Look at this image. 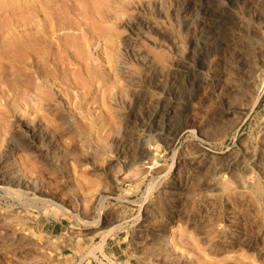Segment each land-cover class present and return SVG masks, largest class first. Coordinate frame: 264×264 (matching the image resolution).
<instances>
[{
  "label": "rangeland",
  "instance_id": "rangeland-1",
  "mask_svg": "<svg viewBox=\"0 0 264 264\" xmlns=\"http://www.w3.org/2000/svg\"><path fill=\"white\" fill-rule=\"evenodd\" d=\"M4 1L0 24L26 15L27 0ZM149 1L32 2L34 20L58 16L100 40L103 53L88 51L102 53L94 68L105 76L89 100L70 79L78 65L65 62L78 67L63 73L71 85L30 108L17 89L21 66L0 53V157L12 145L9 166L29 183L0 179V264H264V0ZM60 31L80 49L75 31ZM126 39L149 66L130 63L141 87L116 106L124 83L112 64ZM34 122L45 140L31 137Z\"/></svg>",
  "mask_w": 264,
  "mask_h": 264
},
{
  "label": "bare ground",
  "instance_id": "bare-ground-1",
  "mask_svg": "<svg viewBox=\"0 0 264 264\" xmlns=\"http://www.w3.org/2000/svg\"><path fill=\"white\" fill-rule=\"evenodd\" d=\"M4 1V0H3ZM2 0H1V2H3ZM14 1V0H13ZM13 1H10L9 0V2H11V4L13 5V3H15V2H13ZM16 1V0H15ZM39 1V0H38ZM38 1H32V2H34V4H35V2H38ZM44 1H46V0H44ZM5 2V1H4ZM18 2V1H17ZM19 2H21V1H19ZM25 2V4H24V14H26V15H24L23 17H22V19H23V22H21V23H17V20H18V22H20V20H22V19H20L19 17H15L14 15V18H17L16 19V22H15V20H12V18H13V16H12V18H11V21H10V17H9V19L8 20H4V22H6V23H8V24H5V23H3V21L1 22V23H3L4 25H2V24H0V53H1V56L3 57V59L4 60H8V62L6 63L7 65H8V63L10 62L11 64L12 63H17V66H18V64L21 66V74H22V79L20 80V84H18V88H17V86H16V88L17 89H19L20 87H19V85L20 86H22L23 85V90L22 89H20L18 92H21V91H23L22 93H23V97H24V99L26 100V102H27V106H29L30 108H31V106H32V108H33V105L36 103L35 101V103L32 105L31 104V100H36V101H43V99H44V93L45 92H48V93H52V94H56V93H59V92H61V91H57V90H59L60 88V85H67L68 83L70 84V81L68 80V78H66V76L64 75L65 74V72H70L69 70H72V68H73V71H74V67H75V65L73 66V64H71V65H65V62H67V63H76L77 65H78V67H79V70H83V71H85V72H88L89 70H93V72H92V75H94V76H92V77H89V75H87L88 77H87V79L86 80H84V81H81L82 79H83V77H82V79H80L79 77H77V74L79 73V70L77 71V68L78 67H76V69H75V71H77V72H73V77L74 76H76V77H70V79H73V80H71L72 81V83H73V86H74V88H76V90L78 91V99L79 100H81V101H83V100H89V98L92 96V94L95 92V90L97 89V82H99L100 81V79L102 80V76H105V75H103L104 73H105V71L104 70H106V68L103 70L104 71V73H103V71H102V75H101V72H99V70L97 71V69L96 68H94V67H97L98 68V65L100 66V65H102L103 63H101L103 60L100 58V57H102V56H100L99 55V53H101V52H98L97 54H95V57H92L91 56V54L89 53V51H88V48L89 49H92V50H98L99 48H101V43H100V40L99 39H96V37H94L92 34H90V32L88 33V32H85V31H82L81 33L76 29L75 30V28H74V26L73 27H68V26H66V27H64L63 25H58V21H60V20H58V19H56L55 20V18H57L58 16H56L55 18H53L51 21H49L50 20V17H49V15H48V17L49 18H47L48 20V22H43L42 20L41 21H37V20H34L33 19V17H34V15H32L34 12H37L38 14H40V11L37 9V7L36 6H34V4H32V2H31V0H27V1H24ZM40 2H42V1H40ZM49 2V1H48ZM8 3V2H7ZM47 3V2H46ZM149 3H151V1H149ZM159 3H160V0H154V2H152L151 3V5H153V9H154V6H158L159 5ZM16 4V3H15ZM18 4V3H17ZM23 4V3H22ZM42 4V3H41ZM86 4V3H85ZM12 5H11V7H12ZM37 5H40L39 3L37 4ZM62 5V4H61ZM87 5V4H86ZM85 5V6H86ZM148 5V4H147ZM150 4H149V6L148 7H150L151 6ZM162 5V4H161ZM8 6V5H7ZM7 6H5L6 8H7ZM18 6V5H17ZM16 6V7H17ZM53 6V5H52ZM60 6V5H59ZM64 6V5H63ZM84 6V5H83ZM4 7V6H3ZM2 7V8H3ZM9 7V6H8ZM58 7V6H57ZM79 7V6H78ZM90 7H93V5L92 6H90ZM90 7H87L88 9L90 8ZM104 7V6H103ZM19 7H17V9H18ZM21 8V9H22ZM64 8V7H63ZM74 8H76V6L74 7ZM80 8V7H79ZM79 8H77V9H79ZM82 8H85V7H82ZM79 9V10H82L81 11V13L83 14L85 11V9ZM98 8V7H97ZM96 8V9H97ZM160 8V7H159ZM162 8V7H161ZM160 8V9H161ZM0 9H1V7H0ZM9 9H11V8H9ZM46 9V8H45ZM53 9H54V7H53ZM65 9V8H64ZM70 9V8H69ZM71 9H73V8H71ZM95 9V10H96ZM100 9V8H99ZM158 9V8H157ZM159 9V10H160ZM19 10V9H18ZM42 10H44V9H42ZM55 10L56 11H61V9H58L57 10V8H55ZM66 10V9H65ZM75 10V9H74ZM90 10V9H89ZM114 10V9H113ZM112 10V11H113ZM6 11V10H5ZM49 11V10H48ZM54 11V10H53ZM56 11H54V13H53V15L56 13L57 14V12ZM76 11V13H77V11L78 10H75ZM93 11V10H92ZM97 11V10H96ZM96 11H95V13H96ZM102 11H103V9H102ZM18 13V12H16V9H14L13 10V13ZM42 12V11H41ZM47 12V11H46ZM90 12V11H89ZM94 12V11H93ZM92 12V13H93ZM99 12V11H98ZM8 13V12H7ZM9 13H11V11L9 12ZM62 14H63V12H61ZM67 11L64 13V14H66L67 15ZM75 13V14H76ZM80 12H79V14L77 15V16H79V18H80V14H81ZM106 13H107V11H106ZM113 13V12H112ZM49 14V13H48ZM52 14V13H51ZM55 14V15H56ZM69 14V13H68ZM74 14V15H75ZM81 14V15H82ZM97 14V13H96ZM99 14V13H98ZM9 15V14H8ZM43 15V19H44V16H46V14L44 15L43 13L41 14V16ZM101 15H102V13H101ZM109 15V14H108ZM17 16H18V14H17ZM19 16H22V15H20L19 14ZM60 16V15H59ZM86 16V15H85ZM89 16H91V15H89ZM100 15H98V17H99ZM104 16H105V14H104ZM36 17V16H35ZM61 17V16H60ZM63 17V16H62ZM67 17H69L68 15H67ZM67 17H65V20H67ZM72 17V16H71ZM84 17V16H83ZM83 17H82V19H83ZM93 17V16H92ZM94 17H95V15H94ZM97 17V18H98ZM102 17H103V15H102ZM19 18V19H18ZM59 18V17H58ZM63 19V18H62ZM68 19H70V17L68 18ZM85 19H86V17H85ZM100 19V18H99ZM104 19V18H103ZM46 19H44V21H45ZM64 20V19H63ZM65 20L64 21H62V22H65ZM74 21H75V19H73ZM131 20V19H130ZM129 20V21H130ZM70 21H71V19H70ZM84 21V20H83ZM106 21V20H105ZM133 21V20H132ZM147 21V20H146ZM144 22V26H145V28H146V30L147 31H153V28L155 29V27H153V26H151L150 25V23H148V22ZM85 23H86V21H84ZM84 22H82V24H84ZM134 22V21H133ZM72 23H73V21H72ZM75 23H77V24H75L76 25V27L78 26V24H79V22H75ZM60 24H62V23H60ZM68 24V23H67ZM70 24V23H69ZM81 24V25H82ZM87 24V23H86ZM138 24V23H137ZM136 23H135V25H137ZM143 24V23H142ZM73 25V24H72ZM82 26H86V25H82ZM81 26V27H82ZM87 28H88V30H90V29H92V28H89L88 26H86ZM78 28H80V26L78 27ZM137 28L138 29H140L138 26H137ZM67 29H69V30H71L72 29V31H75L76 33H78V34H76L75 32V34L72 32V37H73V39L75 38V39H78L77 41V43H80V49L79 50H76L74 47H72L74 50H72V48L69 46V44H67V43H65V41H67V38L66 37H68V35L70 36V34H68L67 36H66V34L67 33H69V31L66 33H61V31L60 30H67ZM74 29V30H73ZM81 29V28H80ZM78 31V32H77ZM81 31V30H80ZM71 32V31H70ZM91 33H94L92 30H91ZM65 34V35H64ZM82 34V35H81ZM95 35V34H94ZM145 35H147V34H145ZM225 35V34H224ZM66 36V37H65ZM137 36H138V33H137ZM51 38V39H50ZM62 38H64L63 40H64V42H62L63 40H62ZM66 38V39H65ZM72 39V38H71ZM70 39V40H71ZM68 40H69V38H68ZM69 40V41H70ZM124 42L122 43V45L120 46L121 47V49H120V53H121V55L120 56H117V58H116V60H114V62H113V64H112V61H113V59L110 61L111 63L110 64H112L113 65V70L115 71V73L117 74V77H118V79H120L121 81L120 82H123L124 83V90H122L121 92H120V90L118 91V92H115L114 94H112L113 96H112V100H113V102H114V105H116V106H119L120 104L122 105V104H126V103H129V101H130V99H132L133 97H134V95H135V91H136V89H137V87L140 85V79L141 78H139L134 72H133V70H136V69H133L132 67L130 68V63L132 62V61H135L139 66H140V68H146V67H148L149 66V64H148V55L146 54V53H142V50H141V48H140V46L138 45V44H135V43H133V42H131V41H129V40H123ZM75 42V41H74ZM68 43H71V42H68ZM95 51V52H96ZM98 51H102V53H103V50L101 49V50H98ZM94 53V52H93ZM101 53V54H102ZM119 53V52H118ZM119 53V54H120ZM115 53H113V55H114ZM116 55V54H115ZM118 55V54H117ZM110 58H112V57H110ZM0 60H2V59H0ZM96 62L95 64L96 65H94L93 64V62ZM6 62V61H5ZM5 62H4V64L3 65H5ZM1 65V64H0ZM7 65H5V66H7ZM104 65V64H103ZM102 65V66H103ZM11 66V65H10ZM9 66V67H10ZM13 66V65H12ZM63 66H66V67H63ZM70 67L69 69L67 68V67ZM9 67H6V68H8V69H10ZM109 67V69H110V67H111V65H109L108 66ZM5 68V67H4ZM17 68V67H16ZM67 68V69H66ZM102 68V67H101ZM112 68V67H111ZM1 69V68H0ZM15 68L13 67V70H14ZM18 69V68H17ZM4 70V69H3ZM19 70V69H18ZM17 70V71H18ZM65 70H67V71H65ZM108 70V69H107ZM110 70H112V69H110ZM109 70V71H110ZM112 70V71H113ZM10 71V70H9ZM16 71V72H17ZM101 71V70H100ZM12 73H13V71H12ZM64 73V74H63ZM77 73V74H76ZM112 73V72H111ZM114 73V74H115ZM7 74H8V72H7ZM13 74H15V73H13ZM18 74V73H17ZM68 74V73H67ZM66 74V75H67ZM72 74V73H71ZM71 74H69V76L71 75ZM75 74V75H74ZM113 74V75H114ZM108 75V74H107ZM111 75V74H110ZM9 76H11L10 74H9ZM16 76V75H15ZM47 77L48 79H47V81H46V79L44 80V77ZM65 76V77H64ZM68 76V75H67ZM78 76H80L81 77V75L80 74H78ZM91 76V75H90ZM115 76V75H114ZM143 76V75H142ZM18 77V76H17ZM19 77H21V75L19 76ZM11 78H13L14 79V77H11ZM16 78V77H15ZM79 79V80H77V79ZM104 78V77H103ZM115 78V77H114ZM17 79V78H16ZM49 79H53V81L51 80L50 82L48 81ZM55 79V80H54ZM104 79H106V78H104ZM18 80V79H17ZM19 80H18V82H19ZM7 81H9V85H10V81L11 80H7ZM23 81V82H22ZM13 84V83H12ZM15 84H17V83H15ZM15 84H13L14 86H15ZM103 84V83H102ZM71 85V84H70ZM11 86V85H10ZM57 86H59L58 88L59 89H57L56 87ZM139 87H141V86H139ZM12 88H14V87H12L11 86V89ZM15 88V89H16ZM57 90H56V89ZM99 88V87H98ZM43 89H45L46 91H44ZM61 89H63V86H61ZM60 89V90H61ZM81 89H83L84 91H80L79 92V90H81ZM13 90V89H12ZM138 90V89H137ZM98 91H100V90H98ZM102 91V90H101ZM107 92V91H106ZM111 92V91H110ZM21 93V94H22ZM112 93V92H111ZM110 93V94H111ZM19 94V93H18ZM21 94H19V96L21 95ZM46 94V93H45ZM109 95V94H108ZM47 96V95H46ZM22 97V98H23ZM48 97V96H47ZM52 97H53V95H52ZM109 97H111V96H109ZM18 98V97H17ZM22 98H20V99H22ZM63 99V98H62ZM47 100V99H46ZM111 100V101H112ZM21 101H23V100H21ZM23 103V102H22ZM32 103H33V101H32ZM48 103V102H47ZM39 104V103H38ZM42 104H46L45 102H43ZM41 104V105H42ZM131 104V103H130ZM40 105V106H41ZM37 105H35V107H36ZM45 106V105H44ZM39 106H37V108H38ZM127 107H129V106H127ZM67 108H69V107H67ZM119 107H116L115 109V111H117L118 113H120L119 112V109H118ZM122 108V107H121ZM52 109V108H51ZM164 109V108H163ZM41 110V109H40ZM70 110V109H69ZM29 111H31V110H29ZM33 111V110H32ZM42 111V110H41ZM80 111V110H79ZM86 111V110H85ZM53 112V111H52ZM76 112V111H75ZM123 112V111H122ZM88 113V112H87ZM124 113V112H123ZM122 113V114H123ZM119 115V114H118ZM121 118V117H120ZM30 122V121H29ZM27 124V123H26ZM63 124V123H62ZM39 125H40V123H39ZM38 124H36V122H34V123H32V124H30V126L28 127V131H29V133H30V135H31V137H33V138H35V137H41V139L43 138L44 140H45V138H46V135H45V133L44 132H42V129L40 128V126H39ZM64 125H65V127L67 128V129H70L71 128V124H70V122H68V121H65L64 120ZM25 127H26V125H25ZM41 127H43L42 125H41ZM27 128V127H26ZM44 130H46V129H44ZM14 131H16V130H14ZM18 131V130H17ZM48 132V131H47ZM14 133V132H13ZM20 133V132H19ZM15 135H16V133H15ZM14 136V135H13ZM18 136V135H17ZM19 136H22V134L21 135H19ZM51 136V135H50ZM49 136V137H50ZM49 137H48V140H49ZM26 138V137H25ZM32 138V139H33ZM39 139V138H38ZM13 141H15V143H14V145H18V146H20L21 148H27V149H30V148H32V142H31V140H29L28 138L27 139H23V140H21V138L19 139V137H15L14 138V140ZM12 142V141H11ZM10 142V144L9 145H11L12 143ZM45 142V141H44ZM41 143V142H40ZM45 143H47V141L45 142ZM53 143V142H52ZM47 144H50L51 145V141H48V143ZM47 144H45V145H47ZM12 146V145H11ZM11 146H9V148H8V146H7V148L8 149H6V151H5V153L0 157V179L1 180H5V179H7L8 180V182H11V183H16V184H18L19 186H25V187H27V186H29V183H26V181H25V178L22 176V174L20 175L19 174V172L18 171H16V170H14V169H12V167H10L9 165L10 164H13V162L12 161H10V159H11V152H12V148L13 147H11ZM41 154V152L39 153V155ZM54 154V153H53ZM58 154H60V153H58ZM61 155V154H60ZM41 156V155H40ZM59 156V155H58ZM84 156V155H83ZM82 157V156H81ZM42 158H43V160L44 161H46V165L49 163L50 164V162H49V160H47L48 158L46 157V155H42ZM83 160V159H82ZM51 161V160H50ZM51 165V164H50ZM46 168H48L47 166H46ZM6 181V180H5ZM4 182V181H3ZM34 182H36V181H33V183ZM38 183V182H37ZM36 183V184H37ZM35 184V183H34ZM35 184V185H36ZM35 185H33L34 186V188L36 187ZM39 185H40V183H39ZM2 187V186H1ZM32 187V186H31ZM33 188V187H32ZM1 189H3V188H1ZM4 189H11L9 186L8 187H5L4 186ZM3 189V190H4ZM10 193H11V191H9ZM16 192H18L19 193V191H16Z\"/></svg>",
  "mask_w": 264,
  "mask_h": 264
}]
</instances>
